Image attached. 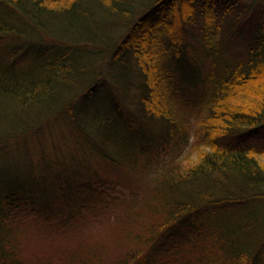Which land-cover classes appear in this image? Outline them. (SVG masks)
Instances as JSON below:
<instances>
[{
    "label": "trees",
    "instance_id": "1",
    "mask_svg": "<svg viewBox=\"0 0 264 264\" xmlns=\"http://www.w3.org/2000/svg\"><path fill=\"white\" fill-rule=\"evenodd\" d=\"M6 38L3 157L55 129L80 152L52 186L0 170V264H55L13 233L33 223L68 238L65 264H101L95 229L114 219L130 247L112 264H203L206 239L220 264H264V215L246 211L264 200V145L244 142L264 126V0H0ZM173 73L193 92L181 105L168 101ZM94 158L135 184L103 221L92 213L115 188Z\"/></svg>",
    "mask_w": 264,
    "mask_h": 264
},
{
    "label": "rangeland",
    "instance_id": "2",
    "mask_svg": "<svg viewBox=\"0 0 264 264\" xmlns=\"http://www.w3.org/2000/svg\"><path fill=\"white\" fill-rule=\"evenodd\" d=\"M6 39L7 40L3 39L2 41H0L1 53L5 52L6 50L12 49L14 47V44H16V41H12L11 38ZM236 49H238L239 51L243 50L241 48L239 49V46H237ZM177 74L179 73H173L169 79H166V85L169 88H173L174 94H176V96H174L171 92H169L171 94H169L170 99L168 101L170 102L171 100H173L172 103L177 102V104H180L184 103V101L183 99L181 100L179 97H177V95L185 92V94L189 96L184 98H191L190 95H192L193 92H191L192 89H186V87H184L185 84L181 83L180 79L182 76ZM177 81H179L180 83ZM45 139L46 140H44L42 143L38 142L42 139H29V148H26L24 151H22L24 148L22 147L21 142L23 140H18L16 142L11 141V143L8 145V152H5L6 158H4V154L2 155V152H0V156H2L5 160L3 167L0 168V170H2V179L6 180L5 173L7 171V175L10 177L12 176V174L19 176L22 175L23 177H30L33 182L37 180V184L39 185L45 184L46 186H52L53 184H55V181L57 180V173L59 172V170L64 171L70 164L72 160L70 156L72 152H75L76 149L69 142V140H67L64 135L58 133L56 129L53 131V135L51 137ZM157 141L158 138L155 137L154 139L153 137H148L143 140L144 143L149 142L150 144H155ZM227 142L229 143L230 140ZM244 142H246L247 145L258 147L264 145V126L259 128L255 132L246 135V137L244 138ZM129 143H131V148H133L134 150L144 146L135 141L133 142L129 140ZM76 152L80 151L76 150ZM129 153H132L131 149H129ZM79 157L82 162H88L86 157ZM97 160V158L91 159L93 166H96V168H98L99 172L101 173L100 175L104 177L109 185L115 188V190L110 191L109 195L106 196L108 202L102 203L97 211L92 213L97 216L96 218H100L96 220L103 221L105 220L107 214L110 213V211L113 209L115 203L117 202V199L120 197L122 199H125L126 196L131 192L132 188L135 189V184L133 183L131 177L122 174L123 172L128 173V169L120 170L105 168L99 165ZM260 161L261 163H264V157H261ZM23 162H25L24 165H22ZM17 163H20V165H16ZM0 165H2V163ZM84 165L85 163H81L82 168ZM26 172H28V174ZM127 177L129 178V180L127 179ZM60 180H58V182ZM17 185L18 187H21L19 184ZM141 188L142 187H140V189ZM247 209V212H249L250 209L253 213H259L260 216L264 215V200L257 202L254 205L247 206ZM114 210H117V208ZM123 212L124 209H121L119 214L117 213L118 216ZM41 225H43V223H41ZM122 225L123 224L119 220L114 219V221L107 223L104 226L100 225L95 229L96 234H98V238L95 242L97 256H94V258L102 257L101 264H112L111 260L121 254L120 249L130 247V244H128L127 240L123 241L126 236L123 234ZM83 230V228L73 230L68 234V237H72L74 235L77 236L76 234ZM13 233L20 234V238H24V244L22 248L25 254L34 255V253L37 252L38 255H34L36 258H39L41 252H43L45 256L52 254L50 256L53 263L65 264L60 254L61 251L65 249L64 243H67L68 238L58 237L57 241L42 239L37 234L38 231L36 230V225L34 223L32 224V226L19 225L17 227H14ZM203 244L205 248V250L202 249V253L204 254L203 264H220L221 258L217 255L213 244L208 239H206V242ZM53 255H57V257H53ZM111 255H114V257H112ZM223 264L228 263L226 262Z\"/></svg>",
    "mask_w": 264,
    "mask_h": 264
}]
</instances>
